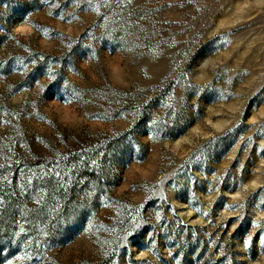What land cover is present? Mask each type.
<instances>
[{
	"label": "rangeland",
	"instance_id": "rangeland-1",
	"mask_svg": "<svg viewBox=\"0 0 264 264\" xmlns=\"http://www.w3.org/2000/svg\"><path fill=\"white\" fill-rule=\"evenodd\" d=\"M0 264H264V0H0Z\"/></svg>",
	"mask_w": 264,
	"mask_h": 264
}]
</instances>
